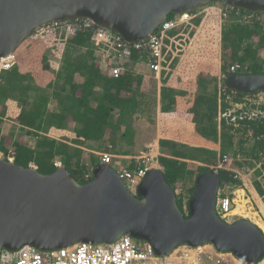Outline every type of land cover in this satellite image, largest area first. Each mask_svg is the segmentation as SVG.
<instances>
[{
    "label": "water",
    "instance_id": "water-1",
    "mask_svg": "<svg viewBox=\"0 0 264 264\" xmlns=\"http://www.w3.org/2000/svg\"><path fill=\"white\" fill-rule=\"evenodd\" d=\"M212 4L264 15V0H0V58L54 22L87 20L134 45L154 35L169 16ZM226 85L264 94V74H234ZM220 188L219 174L201 173L185 210L159 169L148 171L133 193L103 164L81 184L67 168L43 174L0 160V261L24 247L46 253L79 243L111 245L127 235L159 257L182 247L212 246L242 264L261 263L264 232L245 219L222 220L216 212Z\"/></svg>",
    "mask_w": 264,
    "mask_h": 264
},
{
    "label": "trees",
    "instance_id": "trees-1",
    "mask_svg": "<svg viewBox=\"0 0 264 264\" xmlns=\"http://www.w3.org/2000/svg\"><path fill=\"white\" fill-rule=\"evenodd\" d=\"M230 10V11H229ZM224 13L229 16L225 18L224 23L220 27L217 26V18L220 20L221 16L218 14L216 16L211 15L208 19L204 20L205 13L203 10H199L192 13L193 18L187 23L179 26L175 31L168 34L165 40V58H164V70L161 72L172 73L176 72L178 74L184 73L181 71V66H187L190 71H195V65L202 62L203 57H205L204 51L207 46L211 45V42L217 40L216 32L220 34V69L222 70V76L224 79L218 81L216 78H210V86L212 88L206 89L205 91L215 92L211 97H209L208 92L204 95L201 101H204L207 107L203 111H199V108L203 106L200 103V107L197 110V116L199 122L205 121L206 119L211 120L216 119L217 115L220 116L219 125L220 132L218 135V140L220 142V147L218 151L191 147L189 145L181 144L175 141L163 140L161 142L160 150L164 154L159 160V164L162 167L163 173L166 176L167 182L176 191H180L181 197H179V205L183 208V198L184 190L183 188L188 186L186 190L187 194L191 195L195 188V183L197 177L203 173L211 171L207 166H202L195 164L193 162L203 163L204 165H215L224 157L237 158L240 153L247 159L246 163L250 167H254L256 162H260L264 156V117H258L249 119L248 117L242 118L238 121V127L234 124L228 122L222 114L226 113L231 109L232 103H249L248 99L256 97L259 93L246 94L242 92H235L228 88L226 85V79L234 74H257L263 71L257 63H264V15L263 14H251L244 10H231L224 9ZM175 18V15L169 16L168 20ZM214 25V28L212 27ZM94 30H87L81 32L74 38H70L64 54L63 61L61 63V71L59 74H55V78L58 81H66V84L76 85L75 76L76 71H81V74H85L86 82L81 85V87H75L74 91L77 89L79 91L78 98L63 96L56 98L60 100V103L66 107V117L73 115L76 122L82 126L80 129L87 133L88 124H94L95 120H91L88 117L93 115L98 117H103L109 110V113L116 112L115 125L112 126L110 123L108 125H101L98 128L95 126L93 131L96 133H91L92 135H97L100 132H104L107 127H110L114 132L119 133L123 137L129 135L132 130V123L130 120L135 112L136 101L138 100V92L142 90L143 82L138 77L139 70L136 69V65L142 62L151 63L146 55L134 54L132 64L126 66L125 71L119 78H110L107 76L103 77H91L88 75L90 71V66L95 59L98 63L102 62V56L93 57L95 44L92 41V36ZM26 44L28 42H25ZM59 43L50 42V45L36 43V45L27 47L25 53L28 56L32 55V70L38 68L41 65L42 70H51L50 63L48 59H55L59 52ZM47 46V47H46ZM204 46L200 50L199 47ZM32 47V48H30ZM207 47V48H206ZM87 50L89 57H91L86 64H83L82 70H80L81 63L77 61V55L84 54ZM18 52V51H17ZM209 52V51H207ZM172 55L170 56V54ZM209 56V55H208ZM100 65L97 71L100 72ZM233 66H238L235 72L231 71ZM184 69V68H183ZM182 69V70H183ZM264 69V68H263ZM175 74V73H174ZM33 75V74H32ZM19 71L17 67L9 72H4L0 77L4 85V89L0 90V96L3 95L4 98H10L15 96L16 88L18 85ZM206 76L197 77V84L205 85L204 81ZM77 86V85H76ZM100 89L97 92L96 89ZM219 90V92H217ZM29 91H32V97H40L45 100L47 95L44 91L36 84L35 79L32 77V86L29 87ZM81 95V96H80ZM84 98L88 101V106L82 108L80 102ZM211 98H213L211 100ZM96 102L95 107H89L91 102ZM5 101L0 97V107ZM127 104L129 105H125ZM212 103L211 105H208ZM257 105H254V108ZM261 111L264 112V103L258 106ZM95 108V109H93ZM93 109V110H92ZM34 110V107L32 111ZM31 111V112H32ZM30 113V111H29ZM241 112L237 111L235 115L239 116ZM51 120L56 121L58 118L64 120V117H59L58 114L51 112ZM96 118V117H95ZM113 118V115L110 116ZM110 119V120H111ZM219 119V117H218ZM35 119L32 117V121ZM126 134H125V133ZM252 134H251V133ZM54 145V144H53ZM60 147V146H59ZM50 148L48 152L41 153L38 152L35 157L32 153V161L35 160L37 164L38 171L43 174H51L57 168L54 165L53 160L56 156H62L61 153L64 150L61 148ZM21 150L19 149L18 158L16 163L22 162L24 159H20ZM34 152V151H33ZM66 152H64L65 154ZM65 156H63L64 160ZM69 159V158H68ZM190 162V164H189ZM26 166V165H24ZM65 168L72 173L76 180L83 184L86 183V179L83 177V170L81 169L71 170V164L69 160H64ZM219 176L221 178V187L225 188L227 186L233 188H241L243 186L242 181L235 179L234 175L227 171H220ZM260 176V172H256ZM257 176V177H258ZM254 186L259 196L264 200V187L258 181H254Z\"/></svg>",
    "mask_w": 264,
    "mask_h": 264
},
{
    "label": "crops",
    "instance_id": "crops-1",
    "mask_svg": "<svg viewBox=\"0 0 264 264\" xmlns=\"http://www.w3.org/2000/svg\"><path fill=\"white\" fill-rule=\"evenodd\" d=\"M207 10L211 11H207L208 13L205 14L204 20L208 19L211 15L216 16L219 14V10L215 7H209ZM212 27L214 28V25ZM60 34V42H64V44H58L59 52L55 54V59H48L52 71L50 69L42 70L43 67L41 65L32 70V55L27 57L28 54L25 53L27 47L29 45L32 46V44L24 43L20 47L21 50L19 48L20 51L16 54L18 58L17 65L9 70L12 71L17 67L19 71L17 79L19 86L16 88V95L7 99L3 95L0 96L5 101L0 107L1 152L7 153L10 150H14L17 160L20 149L22 151L20 159H24L20 164L32 167L33 164L37 165L35 160L32 161V153L36 157L38 152L46 153L50 148H58L60 146L59 148L66 153L62 152V156H56L53 162L61 161L65 168L64 160H69L71 170H79L85 167L86 170H83V177L87 181L92 176L94 169L103 164L101 161L103 153H109L115 157V163L113 164L115 169L127 167L130 171H133L137 168L134 159L142 155L151 154L158 163L160 162L159 159L164 156L160 150L163 140L175 141L191 147L214 151L219 150L220 142L218 135L220 125L218 120H220V116L217 115L216 119H206L201 122H199L197 116L200 103L203 106L199 108V111H203L204 109L205 113L207 111L205 102L200 99L205 97L204 95L208 92L205 91L206 89L212 88L210 86V83H212L210 82V78H216L220 83L224 79L217 56L211 54L216 57V60L212 56L202 59L199 65H195V71L187 70L188 67L182 65L180 69L184 71L182 74L176 72L153 74L150 71V63H138L136 65V69L139 70L137 74L145 88H142L137 94L138 100L136 101L135 112L130 120V123H132L131 133L123 137L121 132L113 133V130L107 127L104 132L92 135L89 131L96 133L93 131L95 126L98 128V126L108 125L109 123L114 126L116 116L118 115L116 112L109 113L108 110L103 117L95 115L88 117L92 121H95L94 124H88L89 127L86 134L84 130L80 129L82 126L76 122L73 115L65 116L67 112L65 111L66 107L60 103L61 99L57 100L56 98L68 95L71 97L76 95L75 97L78 98L79 92L77 91L79 90L77 89L75 92L74 88L81 87L86 82V76L84 73L81 74V71H76L77 75L75 76L74 84L77 86H69L64 80H56L55 74L57 75L61 71L63 54L70 41V38L65 36V31H62ZM215 34L216 41L220 44V34L218 32ZM59 46L64 47L62 49ZM93 51V57L102 56L103 58L100 63L96 59L93 61L89 67L90 71H88V75L93 78L103 77L104 75L113 78L112 74L104 68V65L108 63L106 50L95 44ZM133 56L131 61H134ZM90 58L87 50H85L84 54L77 55L76 59L81 63L80 70H82L83 64H86ZM120 62L123 63L124 71L127 65H131L130 60H127V62L126 60H122ZM100 64V72H98L97 68H99L98 65ZM110 65L115 66V63L112 62ZM9 71H3L0 77L4 72ZM199 76H206L205 85L197 84V77ZM32 77L41 90L44 91L45 95H47V99L43 100L41 96L38 98L37 96L32 97V91H29V87L32 86ZM1 89H4L2 83H0ZM96 90L99 92L100 89L97 88ZM214 93L209 90V97ZM95 104H97L95 101L91 102L89 107H95ZM211 104L209 103L208 105ZM125 105L129 104L126 102ZM80 106L82 108L87 107L88 101L82 98ZM33 107L34 110L32 111ZM51 112L58 114L59 117H64V120L58 118L56 121H52ZM111 115H113L112 119L110 118ZM32 117L35 119L34 121H32ZM86 152L90 153L89 159L84 156ZM63 156H65L64 160L62 159ZM193 163L198 165L203 164L199 162ZM243 183L252 194V199L257 204L261 213L264 214V200L259 196L250 181L249 185L247 184L244 177ZM258 200H260V203L256 202ZM229 264L240 263L233 259Z\"/></svg>",
    "mask_w": 264,
    "mask_h": 264
},
{
    "label": "built area",
    "instance_id": "built-area-1",
    "mask_svg": "<svg viewBox=\"0 0 264 264\" xmlns=\"http://www.w3.org/2000/svg\"><path fill=\"white\" fill-rule=\"evenodd\" d=\"M224 17L227 18V14H224ZM192 18L191 14L175 16L174 19L166 21L150 38L134 45L127 44L118 35L97 28L92 22L86 20L51 23L37 30L28 41L32 46L36 43L59 42L61 41L60 33L62 31H65L67 38H74L81 32L89 29L94 30L92 36L94 43L106 50L108 63L104 65V68L114 78H119L124 72L123 63L120 61L126 60L127 62V60H130L132 64L131 59L134 54L140 56L147 54V57L151 60L150 71L153 74H158L164 70V65L166 66L163 61L165 58V40L168 34ZM17 62L16 54L7 58H0V73L11 69ZM112 62L115 63V66L110 65ZM237 69L238 66H233L231 71L235 72ZM223 116L227 117L226 114ZM84 156L89 159L90 153L86 152ZM0 159L15 162V151L10 150L7 153L0 151ZM114 160L115 157L112 154L103 153L101 155V161L104 165L114 168ZM134 161L137 168L133 171H130L127 167L116 170L131 192L136 193L138 185L148 171L155 168L161 169V166L151 154L137 157ZM228 164L231 165L230 160L224 156L223 160L217 166H213L212 169L216 172L219 170L230 171L236 179H243L239 171L230 167L227 168ZM62 166L61 162L55 163L56 168ZM32 167L37 169L34 164ZM259 181L264 186V174ZM247 204H250L248 209ZM255 210L244 190H221L218 196L216 211L218 216L227 223H232L237 219H247L257 223L251 218L252 215L260 219ZM233 259L242 264L231 254L219 253L212 246L182 247L169 257H159L150 245L138 242L126 235L111 245L94 246L79 243L69 248L46 253L36 251L31 247H24L14 254L4 253L1 256L0 264H229ZM259 264H264V261Z\"/></svg>",
    "mask_w": 264,
    "mask_h": 264
},
{
    "label": "rangeland",
    "instance_id": "rangeland-1",
    "mask_svg": "<svg viewBox=\"0 0 264 264\" xmlns=\"http://www.w3.org/2000/svg\"><path fill=\"white\" fill-rule=\"evenodd\" d=\"M216 7L218 9H220L219 6H216ZM208 11L210 12L211 10H208ZM219 21L220 20L218 19V22L216 25L220 27L224 22H222V24H220ZM56 43L64 44V42H60V41L56 42ZM47 45H50V43L48 42ZM60 47L63 49L64 46H59V48ZM203 47L204 46L199 47L200 50H198V51H201V49H203ZM220 47L221 46H220L219 42H217V41L211 43V45L208 46V48L205 49V51H204L205 57H207L208 55L212 56L211 54H213V55L217 56L218 61H220V59H219ZM20 50H21V48H20ZM20 50H18V51H20ZM60 51H61V49H60ZM207 51H209V52H207ZM21 52H24V51H21ZM19 57H20V55H19ZM205 57H203V59ZM212 57H214V56H212ZM262 57L264 58V55H262ZM214 59L216 60V57H214ZM257 65L263 70L257 74H264V69H263L264 63L263 62L257 63ZM248 101H249V103H236V104L232 103L233 107L226 112L227 117L225 119L228 122L235 124L236 122L239 121V119H242L245 117H248L249 119L264 117V112L261 111L258 107L259 105L264 103V95L258 94L253 99L252 98L248 99L247 102ZM254 105H257V106L254 108ZM237 111L241 112L239 116L235 115V113ZM236 127H238L237 124H236ZM230 159H232V161H231L232 169L238 170L242 174V176L245 178L248 185H249V181L251 183H255L254 181H257L256 177L258 175L256 174V172H260L261 177L264 174V156L260 162L255 163L254 167H250L249 164L246 163L247 159H245V156L242 153H240L237 158H230ZM187 189H188V186L185 187V190H187ZM244 189H245L244 191L247 195V198L251 201V205L254 207V209H256L255 211L258 213V216H260V219H259V217L252 216V215H251V218L253 220H255L257 223H259L260 226L264 229V214H261L257 204L253 201L252 194L248 190H246V188H244ZM256 202L260 203V200H258ZM182 205L184 206L183 203H182ZM249 206H250V204L246 205L247 209L249 208ZM182 264H184V263H182Z\"/></svg>",
    "mask_w": 264,
    "mask_h": 264
},
{
    "label": "clouds",
    "instance_id": "clouds-1",
    "mask_svg": "<svg viewBox=\"0 0 264 264\" xmlns=\"http://www.w3.org/2000/svg\"><path fill=\"white\" fill-rule=\"evenodd\" d=\"M216 6H219L220 7V9H218ZM209 7H215V8H217L218 10H219V15L221 16V18H220V21H221V23L222 22H224V20H225V17H224V14H227V13H224V9H230V8H226V7H223V6H220V5H217V4H212V5H210V6H207V7H205V8H202V9H200V10H203V12L206 14V13H208L207 11V9L209 8ZM232 10V9H231ZM199 11V10H198ZM230 11V10H229ZM192 15V14H191ZM205 16V15H204ZM229 16L227 15V18H228ZM29 40V38L27 39V41L26 42H29L28 41ZM53 43H56V42H53ZM24 44V43H23ZM28 44H30V42L28 43ZM14 54H17V51L14 53ZM17 56V55H16ZM17 64H15L12 68H14L15 66H16ZM11 68V69H12ZM11 69H9V70H11ZM9 70H4V71H9ZM1 74V73H0ZM259 94H261V93H259ZM262 95H264V94H262ZM224 114H226L227 115V113H224ZM224 114H222V117H224L223 115ZM224 118H226V117H224ZM239 120H242V119H239ZM236 124L238 125V122H236L234 125H235V127H236ZM4 153V152H3ZM15 158H16V153H15ZM224 158V157H223ZM223 158L219 161V162H221L222 160H223ZM0 160H2V159H0ZM229 160H230V163H231V161H232V159H230L229 158ZM6 161V160H5ZM9 162V161H8ZM57 162H61V161H57ZM218 162V163H219ZM10 163H15V164H19V163H16V159H15V162H10ZM56 163V162H55ZM55 163H54V165H55ZM62 163V162H61ZM63 164V163H62ZM19 165H21V164H19ZM35 165V164H34ZM104 165V164H103ZM23 166V165H22ZM37 166V165H36ZM108 166V165H107ZM202 166H207L208 168H210V170H211V172H215V173H219L220 171H226V170H219V171H215L214 169H212V167L213 166H217V164H215V165H204V164H202ZM24 167H30L29 165H26V166H24ZM111 167V166H110ZM228 167H230L231 169H232V167H231V165L229 166V164H228V166H227V168ZM31 168H33V167H31ZM61 168H64L63 166L61 167ZM113 168V167H112ZM35 169V168H34ZM37 169H38V167H37ZM58 169V168H57ZM116 172H117V170L115 169V168H113ZM156 169V168H155ZM152 170V169H151ZM159 170H162V167H161V169H159ZM238 171V170H237ZM227 172H230V171H227ZM118 173V172H117ZM231 174H233L232 172H230ZM234 175V174H233ZM242 175V174H241ZM92 177V176H91ZM91 177H89L88 179H87V181H89L90 180V178ZM243 177V176H242ZM260 177H261V175L260 176H258V177H256V179H257V181L260 183V184H262V182L261 181H259V179H260ZM234 178H235V175H234ZM236 179V178H235ZM237 179H239V178H237ZM239 180H241L242 181V184H243V186L241 187V188H233V187H230V186H227V187H225V188H220V191H219V194H220V192H221V190L222 191H225L226 189H230V191H235V190H245L244 188H246V187H244L245 185H244V183H243V179H239ZM253 184V186H254V183H252ZM262 186H263V184H262ZM255 187V186H254ZM264 187V186H263ZM183 190H184V198H183V204H184V206H183V209H185V210H187V204H188V201H189V198H190V194L188 195L187 194V192H186V190H185V187L183 188ZM247 190V189H246ZM176 193H177V195H178V200H179V197H181V195H180V191L179 190H176ZM219 194H218V196H219ZM217 199H218V197H217ZM217 204V203H216ZM217 212V211H216ZM261 212V211H260ZM262 214V213H261ZM237 220H239V219H237ZM237 220H235V221H237ZM245 220H247V219H245ZM235 221H233V222H235ZM248 221H250V222H252L253 224H255V225H257L262 231H263V229L260 227V225H258L257 223H255L254 221H251V220H248ZM232 222V223H233Z\"/></svg>",
    "mask_w": 264,
    "mask_h": 264
},
{
    "label": "bare ground",
    "instance_id": "bare-ground-1",
    "mask_svg": "<svg viewBox=\"0 0 264 264\" xmlns=\"http://www.w3.org/2000/svg\"><path fill=\"white\" fill-rule=\"evenodd\" d=\"M86 21H87V20H86ZM25 42H26V41H25ZM25 42H24V43H25ZM22 45H23V44H22ZM18 50H19V49H18ZM18 50H17V51H18ZM225 222H226V221H225Z\"/></svg>",
    "mask_w": 264,
    "mask_h": 264
}]
</instances>
